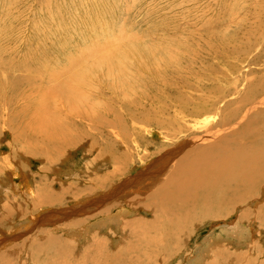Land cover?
Here are the masks:
<instances>
[{"label": "rangeland", "instance_id": "1", "mask_svg": "<svg viewBox=\"0 0 264 264\" xmlns=\"http://www.w3.org/2000/svg\"><path fill=\"white\" fill-rule=\"evenodd\" d=\"M127 49L131 53L123 58L119 57L118 53ZM115 55L119 58H115ZM120 62L124 64V74L127 73V77L119 73ZM1 74L0 244L8 245L2 248L3 250L0 248V264H112V258L106 256L111 253L115 257L113 264H208L214 260L218 263L222 258L223 264H264L263 196L259 197V200L257 196L251 197L244 205H233L219 218L193 221L191 226L183 229L182 237L179 234L176 236L180 237L181 249L175 250L174 253L170 248L167 253L158 247L153 249L152 254L151 251H143L149 229L147 231L144 225H140L141 220L147 223L156 220L153 212L156 208L152 209L154 207L148 204V196L152 195L151 192L172 167V163H166L172 156L170 151L176 149L183 140L187 142L183 150L195 147L197 144L189 140L205 136L208 127L218 120V116L210 114L202 118L180 116L177 110L182 103L181 97L185 98L186 102L196 103L201 97L210 100L219 96L223 97V101L238 100L264 86V0H0ZM77 74H80L82 81H75ZM2 81H5L4 84ZM49 85L56 87L50 88ZM63 85L78 88L76 91L80 94L79 97L83 94L80 91L84 92L83 101L78 103V96L77 100L73 97L72 101L65 97L66 94L61 91ZM10 89L13 91H8ZM46 92L52 96L49 98ZM9 97H12V101H9ZM261 98H264V92H253V97L246 102V106H240V119L249 111L251 105ZM45 103H51L50 111L47 108H51V105L47 107ZM5 104L9 106L5 107ZM79 104L84 105L86 110L80 106L79 108ZM167 104H171V110L165 106ZM75 107L79 110L76 111ZM147 108L157 113L160 110L162 115L153 113L154 117L137 119L141 123L138 128L126 125L130 123L129 120L125 124L126 127L124 126L126 134L117 128L119 123L115 121L114 115L126 122L132 113L148 110ZM72 109H75L76 114ZM59 111L64 113L58 114ZM79 113L81 115H78ZM45 114L48 117L42 116ZM6 116L13 119L7 122ZM68 116L72 118L69 119ZM25 118L27 121H24ZM42 118L45 120H37ZM64 118L68 122L65 123ZM173 118L176 121H173ZM53 119H57V124L60 125L58 132L49 126L54 122ZM71 119L73 122H70ZM86 121L92 125L91 129ZM163 122V128L154 126L155 123ZM10 125L13 128H10ZM75 127H79V131ZM65 128H68V131ZM86 130H89V134H86ZM83 134L84 137L87 136L84 138ZM30 140L34 144L29 143ZM63 145L66 147L62 148ZM115 156L123 160L120 168L123 169L124 179H130V184L122 186L123 177H115L117 160L111 162ZM142 174L144 176H141V186L138 188L135 186V180ZM96 175L102 178V182ZM45 192L46 196L43 195ZM102 192L106 197L109 196L106 199H111L107 201ZM116 193L119 196L114 198ZM137 195H140V198L145 197L146 200H140ZM98 201L100 202L97 205ZM112 203L116 204L113 206ZM12 206L16 209L19 207L18 211L13 210ZM140 206L145 207L144 211ZM124 209H127L126 212ZM121 211L125 214L130 212L127 218L125 216L120 219L123 224L110 222L106 227L94 228V231L90 230L91 233L85 234L87 225L94 227L104 218L109 220L112 212L118 216ZM68 213L70 215L67 216ZM48 216L54 217L48 220ZM40 217L41 220L45 219V222L36 221ZM33 218L38 224L31 225L28 230L26 226L22 227L24 221H34ZM238 222L250 230V238L243 239L242 234L235 237L233 228ZM41 224L44 227H41ZM38 225H41L39 227L42 230H39ZM74 232L78 233L76 239L72 238ZM4 239L7 242H4ZM36 241H42L40 249H36ZM98 243L99 246L102 245L101 254L95 250ZM127 250L128 252H125ZM170 253L173 257L168 261L172 256Z\"/></svg>", "mask_w": 264, "mask_h": 264}, {"label": "bare ground", "instance_id": "2", "mask_svg": "<svg viewBox=\"0 0 264 264\" xmlns=\"http://www.w3.org/2000/svg\"><path fill=\"white\" fill-rule=\"evenodd\" d=\"M239 46V45H238ZM237 49V48H236ZM131 53V51L129 49L127 50H123V51H120L118 54H119V57L123 58L127 55H129ZM116 54V53H115ZM109 56V55H108ZM152 56H153V53H152ZM113 57V56H112ZM118 57V58H119ZM154 57V56H153ZM115 58H117V56L115 55ZM117 58V59H118ZM114 62V61H113ZM125 62V61H124ZM111 63V62H110ZM2 65V64H1ZM177 65V64H176ZM109 66V64H108ZM18 67V66H17ZM14 68V67H13ZM50 68V67H49ZM118 68H119V73L120 75H123L125 77H127V73H125V69L124 68V64L122 62L119 63L118 65ZM142 68V67H141ZM180 68V67H179ZM184 68V67H183ZM27 69V67L25 68ZM30 69V68H29ZM159 69V68H158ZM2 70V69H1ZM13 70V69H12ZM22 70V69H21ZM36 70V69H34ZM33 70V71H34ZM40 70V69H39ZM43 70V69H42ZM41 70V71H42ZM114 70V69H113ZM117 70V68H116ZM162 70V69H161ZM38 71V69H37ZM47 71V69H46ZM115 71V70H114ZM145 71V70H144ZM17 72V71H16ZM30 72V71H29ZM35 72V71H34ZM39 72V71H38ZM37 72V73H38ZM2 73V71H1ZM5 73V72H4ZM36 73V72H35ZM3 74V73H2ZM2 74L0 76H2ZM34 74V73H33ZM113 74V73H112ZM165 74V73H164ZM162 74V75H164ZM40 75V74H39ZM42 75V74H41ZM7 77V76H6ZM37 77V76H36ZM124 77V78H125ZM8 78V77H7ZM121 78V77H120ZM1 79V77H0ZM3 79V78H2ZM12 79V78H10ZM166 79V78H165ZM9 80V79H7ZM46 80V79H45ZM81 80V76L80 74H77L76 77H75V81L77 82H80ZM155 80V79H154ZM82 81V80H81ZM150 81V80H149ZM161 81V80H159ZM3 82V81H2ZM5 82V81H4ZM4 82L2 84H4ZM11 82V81H10ZM16 82V81H15ZM27 82V81H26ZM25 82V83H26ZM138 82V81H137ZM24 83V82H23ZM30 83V82H29ZM50 83V82H49ZM128 83V82H127ZM161 83V82H160ZM7 84V83H6ZM16 84V83H14ZM159 84V83H158ZM129 85V84H128ZM162 85V84H161ZM1 86H4V85H1ZM10 86V85H9ZM13 86V85H12ZM48 86V85H47ZM50 88H53V87H56V86H53V85H49ZM111 86V85H110ZM126 86V85H125ZM131 86V85H130ZM78 87V86H76ZM132 87V86H131ZM5 88V86H4ZM129 88V86H128ZM2 89V88H1ZM8 89V88H7ZM61 91L66 94L64 95L65 97L69 98V100H71L73 97L76 98L77 96L79 97L80 94H78V92L76 90H79L78 88L75 89L74 86L70 87L68 85H63L61 86ZM31 89H29L30 91ZM116 90V88H115ZM120 90V89H119ZM160 90V89H159ZM185 90V89H184ZM256 90V89H255ZM253 91V92H257V91H260V92H264V86H261L260 89H257V91ZM8 91H13V90H8ZM43 91V90H42ZM58 91V90H57ZM121 91V90H120ZM119 91V92H120ZM124 91V90H123ZM133 92H135L134 90H132ZM161 91V90H160ZM2 92H4L2 90ZM35 92V91H34ZM45 92V91H44ZM163 92V91H162ZM207 92V91H206ZM253 92L249 94H247L246 96H242L240 97L238 100H227V101H223V97L222 98H219L216 97L215 99H213L212 96L210 100L208 99H205L203 97H201L200 94L199 96L201 97V99H199V101L194 102H186L185 98L181 97V104H180V107L178 108L177 112H179V115L184 117V118H193V117H198L199 118L202 116H207L208 114H210L211 116H215L217 117L218 116V120L216 121V123H213L210 125V127H208V130H207V133L205 134V136H200L199 138H194V139H190L189 141L191 143H194L196 146L195 147H192V148H188L186 150H183L184 147L187 146V142H185L183 140V143H181L176 149L174 150H171V154L172 156L170 157V159L166 162L167 164H170L172 163V167L170 168L169 172H167V175H165L164 179L162 181H160V183L156 186V188L154 189V193L151 192V189H149V191L152 193L151 196H148V200L150 201L148 204H150L151 207H154L152 209H155L153 212H155V216H156V220L151 223L150 222H144V221H140L138 219V221H140V225H144L148 231L149 229V235L148 237H146L145 239V242H144V245H143V251H151L150 253L152 254V251L154 248L158 247L160 249H163L165 250L167 253L170 251L169 248L171 249L172 253H174L175 250H180L181 247V240H179L180 237H182L184 235V232L183 229H187L186 226H189L190 223L192 224L193 221H204V220H210V219H214V218H219V216H221L222 214L226 213L227 211L230 210L231 207H233V205H236V204H246L249 202L250 198L251 197H254V196H257L258 197V200H259V197H262L264 198V98H261L259 101L255 102L254 104L251 105L250 109H248L249 111L245 112V116L243 118L240 119V117L242 116V107L246 106V102L250 101L253 97ZM7 93V92H6ZM13 93V92H12ZM29 93V92H28ZM41 93V92H40ZM50 93V92H49ZM80 93H83L81 97H79V100L74 99V100H77L78 103H81V100L83 101V95H84V92L80 91ZM132 93V92H131ZM1 94V93H0ZM86 94V93H85ZM137 94V93H136ZM208 94V93H207ZM8 95V94H7ZM10 95V94H9ZM12 95V94H11ZM34 95V94H33ZM46 95H47V92H46ZM87 95V94H86ZM142 95V94H141ZM146 94H144L145 96ZM148 95V94H147ZM205 94H203V96H205ZM3 96V95H2ZM13 96V95H12ZM26 96V95H25ZM30 96V95H29ZM49 98L52 96L51 93H50V96L47 95ZM54 96V95H53ZM122 96V95H121ZM126 96V95H125ZM135 96V95H134ZM160 96V94H159ZM217 96V95H215ZM214 96V97H215ZM15 97V96H14ZM31 97V96H30ZM44 98V96H42ZM63 97V95L61 96ZM64 97V98H65ZM123 97V96H122ZM140 97V96H139ZM157 97V96H156ZM166 97V96H165ZM165 97H163L165 99ZM4 98V96H3ZM10 98V97H9ZM12 98V97H11ZM10 98L9 101H12ZM16 98V97H15ZM21 98V97H20ZM25 98V97H23ZM60 99V96L58 97ZM87 98V97H86ZM86 98L84 100H86ZM46 99V98H45ZM148 99V97H147ZM173 99V98H172ZM171 99V100H172ZM2 100V99H1ZM26 100V99H25ZM35 100V99H34ZM49 100V99H48ZM53 100V98H52ZM73 100V102H74ZM90 100V99H89ZM94 100V99H93ZM113 100V99H112ZM151 100V98H150ZM149 100V101H150ZM159 100V99H158ZM169 100V99H168ZM180 100V99H179ZM32 101V100H31ZM65 101V99H64ZM62 101V102H64ZM67 102H69L68 100H66ZM72 101V100H71ZM87 101V100H86ZM110 101V100H109ZM196 101V100H195ZM37 102V101H36ZM39 102V101H38ZM50 102V101H49ZM46 101V103H49ZM60 102H61V99H60ZM66 102V103H67ZM152 102V101H151ZM160 102H162L160 100ZM222 102L223 105H222ZM42 103V102H41ZM45 103V106L47 105ZM51 103L53 104V101H51ZM48 104L47 107L49 105ZM77 103V104H78ZM89 103V102H88ZM132 103V102H131ZM157 103V102H156ZM164 103V102H162ZM169 103V102H168ZM171 103V102H170ZM3 104V103H2ZM17 104V103H15ZM37 104V103H36ZM43 104V103H42ZM76 104V103H75ZM114 104V103H113ZM39 105V104H38ZM44 105V104H43ZM65 105V104H64ZM84 105H85V102H84ZM84 105H78V107H83ZM93 105V104H92ZM108 105V104H107ZM129 105V104H128ZM128 105H125V107H127ZM141 105V104H140ZM151 105V104H150ZM173 105V104H172ZM222 105V106H221ZM9 106V105H7ZM6 104H5V107H7ZM13 106V104H12ZM41 107V105H39ZM44 106V107H45ZM72 106V105H71ZM74 106V105H73ZM145 106V105H144ZM144 106H141V107H144ZM148 106V105H147ZM166 107L170 108L169 110L172 109L171 107V104H167L165 105ZM177 106V105H176ZM242 106V107H240ZM4 107V108H5ZM26 107V106H24ZM79 107V108H80ZM86 107V106H85ZM94 107V106H93ZM124 107V106H123ZM136 108V106H134ZM150 107V106H149ZM148 107V108H149ZM161 107V106H160ZM1 108V107H0ZM14 108V107H13ZM12 108V109H13ZM29 108V107H28ZM34 108V107H33ZM46 108V107H45ZM84 108V107H83ZM88 108V106H87ZM91 108V106H90ZM95 108V107H94ZM94 108L92 110H94ZM130 108V107H129ZM147 108V109H148ZM151 108V107H150ZM153 108V107H152ZM25 109V108H24ZM41 109V108H40ZM49 109H52V105H51V108L49 106ZM46 109V110H47ZM60 109V108H59ZM66 109V108H65ZM69 109V106L68 108ZM76 111L79 110L77 109V107H75ZM74 109V110H75ZM85 109V108H84ZM119 109V108H118ZM163 110H165L164 108H162ZM174 109V108H173ZM1 110V109H0ZM18 110V109H17ZM36 110V109H35ZM42 110V109H41ZM62 110V109H61ZM72 109V111L74 112V114H76V112ZM86 110V109H85ZM90 110V111H92ZM105 110V109H104ZM103 110V111H104ZM125 110V109H124ZM159 110V109H158ZM157 110V111H158ZM30 111V110H28ZM70 111V109H69ZM69 111L67 112L68 114ZM97 111V109L95 110ZM101 111V110H99ZM109 111V110H108ZM123 111V110H122ZM127 111V110H125ZM130 111V109H129ZM19 112V110H18ZM58 112V111H57ZM63 112V111H62ZM61 111H59L58 114H61L62 113ZM66 112V111H65ZM93 112V111H92ZM170 112V111H168ZM50 113V112H48ZM53 113V112H51ZM55 113V112H54ZM64 113V112H63ZM81 113V112H80ZM78 114V115H81V114ZM87 113V111H86ZM90 113V112H89ZM95 113V112H94ZM110 113V112H109ZM119 113V112H117ZM157 114V116H161L162 115V112H160V110L158 111V113L156 111H153V110H138V112L136 111L135 113H132L130 115V117L127 119V121L125 122L124 120L120 119L119 117H116L114 114V119L115 121H117L119 123V126H117V128H119L121 130V132H123L124 134H126V126L125 124L130 120V123H127L126 125L132 127V128H138L139 127V118H146L148 119V116L149 117H154L155 115L153 114ZM11 114V113H10ZM13 114V113H12ZM25 114V113H23ZM27 114V113H26ZM38 114V113H37ZM125 114V113H124ZM129 114V113H128ZM169 114V113H168ZM166 113V115H168ZM175 114V113H174ZM29 115V114H28ZM50 115V114H49ZM57 115V114H56ZM65 115V114H64ZM77 115V116H78ZM93 115V114H92ZM170 115V114H169ZM177 115V114H176ZM23 116V115H22ZM43 117H48L47 114L45 115H42ZM53 114L51 115V118ZM58 116V115H57ZM67 116V114H66ZM75 116V115H74ZM76 116V117H77ZM94 116V115H93ZM103 116V115H101ZM109 116H112L109 114ZM125 116V115H124ZM172 116V115H171ZM175 116V115H174ZM178 116V115H177ZM3 117V116H2ZM29 117V116H28ZM39 117V116H37ZM62 117H63V114H62ZM65 117V116H64ZM70 116H68L67 118H69ZM81 117V116H79ZM90 117V116H89ZM98 117V116H97ZM7 122L9 119H13L11 116H6L5 117ZM27 118V117H26ZM26 118L24 119V121L26 120ZM40 118V117H39ZM66 118V117H65ZM64 118V119H65ZM72 118V117H70ZM69 118V119H70ZM78 118V117H77ZM104 118V117H103ZM109 118V117H108ZM107 118V119H108ZM22 119V118H21ZM58 119V118H57ZM53 121L52 123H50L49 126H51V129L53 130H57L58 129V125L57 124V120ZM63 119V120H64ZM74 119V118H73ZM76 119V118H75ZM105 119V118H104ZM156 119V118H155ZM159 119V118H158ZM166 119V118H165ZM170 119V118H169ZM216 119V118H215ZM214 119V120H215ZM17 120V119H15ZM37 120H43L42 119H37ZM45 120V119H44ZM43 120V121H44ZM62 120V119H61ZM68 120V119H67ZM72 120V119H71ZM78 120H80L78 118ZM84 120V119H82ZM89 120V119H88ZM91 120V119H90ZM113 120V119H112ZM137 120V122H135ZM179 120V119H177ZM12 121V120H11ZM17 121H20L19 119ZM27 121V120H26ZM70 121V120H69ZM77 121V120H76ZM93 121V120H92ZM95 121V120H94ZM99 121V120H98ZM173 121H176L175 118H173ZM181 121V120H180ZM187 121V120H186ZM189 121V120H188ZM6 122V123H7ZM21 122V121H20ZM39 122V121H37ZM42 122V121H41ZM40 122V123H41ZM56 122V123H55ZM63 122V121H61ZM68 122L66 121L65 119V123ZM70 122H73L70 121ZM75 122V121H74ZM100 122V121H99ZM98 122V123H99ZM112 122V121H111ZM110 122V124H111ZM142 122V121H141ZM148 122V121H147ZM146 122V123H147ZM172 122V121H171ZM13 123V122H12ZM11 123V124H12ZM18 123V122H17ZM16 123V124H17ZM23 123V122H22ZM39 123V124H40ZM45 123V122H43ZM48 123V124H49ZM64 122L62 124H65ZM78 124V122H76ZM75 123V124H76ZM83 123V122H81ZM86 123H88V126L90 127L91 129V124L89 122L86 121ZM93 123V122H91ZM101 123V122H100ZM104 123V122H103ZM114 123V122H113ZM116 123V122H115ZM152 123V121H151ZM15 124V125H16ZM47 124V122H46ZM61 124V125H62ZM72 124V123H71ZM74 124V123H73ZM141 124V123H140ZM170 124V123H168ZM30 125V124H29ZM37 125V124H36ZM80 125V124H79ZM81 125H84V124H81ZM99 125V124H98ZM104 125V124H103ZM152 125V124H151ZM198 125V124H197ZM202 125V124H201ZM6 126V124H5ZM8 126V125H7ZM14 126V125H13ZM34 126V125H33ZM69 126V125H67ZM75 126H78V125H75ZM106 126V125H105ZM112 126V125H111ZM116 126V125H115ZM125 126V127H124ZM143 126V125H142ZM147 126V124H146ZM154 126L156 127H159L161 126L163 128V126H165V122H163L162 124L160 123H155ZM203 126V125H202ZM208 126V125H207ZM207 126H204V127H207ZM45 127V126H44ZM47 127V126H46ZM70 127V126H69ZM80 127V126H79ZM78 127V128H79ZM82 127V126H81ZM96 127V126H95ZM98 127V126H97ZM100 127V126H99ZM114 127V126H112ZM203 127V128H204ZM10 128H13L11 125H10ZM9 128V129H10ZM74 128V127H73ZM77 130L78 128L75 127ZM85 128V127H84ZM102 128V127H101ZM155 128V127H154ZM196 128V126H195ZM16 129V128H14ZM66 129V128H65ZM68 129V128H67ZM66 129V130H67ZM159 129V128H158ZM202 129V128H201ZM18 130V129H16ZM26 130V129H25ZM72 130V129H71ZM82 131V129H80ZM114 130V128H113ZM116 130V129H115ZM173 130V129H172ZM171 130V131H172ZM10 131V130H9ZM68 131V130H67ZM79 131V130H78ZM85 131V130H84ZM83 131V132H84ZM89 131V130H88ZM86 130V134L88 132ZM91 131V130H90ZM95 131V130H94ZM132 131V129H131ZM136 131V129H135ZM134 131V132H135ZM142 131V130H141ZM196 131V130H195ZM206 131V130H204ZM21 132V131H20ZM52 132V131H51ZM58 132V130H57ZM61 132V131H60ZM59 132V133H60ZM63 132V131H62ZM61 132V133H62ZM65 132V131H64ZM71 132V131H70ZM119 132V133H121ZM173 132V131H172ZM186 132V131H185ZM197 132V131H196ZM33 134V132H30ZM60 133V134H61ZM82 133V132H81ZM110 133V132H109ZM113 133V132H112ZM199 133V132H198ZM15 134V133H14ZM18 134V133H17ZM47 134H48V131H47ZM57 134V133H56ZM79 134V133H78ZM78 134H75V135H78ZM89 134V132H88ZM92 134V133H91ZM116 134V133H115ZM118 134V133H117ZM116 134V135H117ZM25 135V134H24ZM31 135V134H29ZM45 135V134H44ZM70 135V134H69ZM85 134H83L82 137H84ZM123 135V134H122ZM136 135V134H135ZM167 135V134H166ZM165 135V136H166ZM202 135V134H201ZM20 136V135H18ZM22 136V134H21ZM20 136V137H21ZM46 136V135H45ZM58 136V135H57ZM71 136V135H70ZM80 136V135H79ZM87 136V135H86ZM85 136V137H86ZM93 136V135H92ZM96 136V135H95ZM110 136V135H109ZM24 137V136H23ZM26 137V136H25ZM28 137V136H27ZM51 137V136H50ZM60 138V136H58ZM76 137V136H75ZM78 137V136H77ZM84 137V138H85ZM91 137V136H90ZM119 137V136H118ZM53 138V137H52ZM69 138V136H68ZM67 138V139H68ZM71 138V137H70ZM164 138V137H163ZM167 138V137H166ZM179 138V136H178ZM12 139V138H11ZM20 139V138H19ZM18 139V140H19ZM27 139V138H25ZM44 139V138H43ZM46 139V138H45ZM73 139V138H72ZM91 139V138H90ZM28 140V139H27ZM40 140V139H39ZM49 141V139H46ZM70 140V139H68ZM67 140V141H68ZM77 140V138H76ZM116 140V139H115ZM114 140V141H115ZM136 140V138H135ZM169 140V138H168ZM41 141V140H40ZM43 141V140H42ZM51 141H54V140H51ZM63 141V139H62ZM66 141V142H67ZM79 141V140H78ZM81 141V140H80ZM91 141V140H90ZM98 141V140H97ZM119 141V140H117ZM122 141V139H121ZM134 141V140H133ZM188 141V140H187ZM23 142V141H22ZM59 142V141H58ZM72 142V141H71ZM105 142V141H104ZM28 143V142H27ZM29 143H33L31 142V140L29 141ZM45 143V142H44ZM68 143V142H67ZM96 143V142H95ZM113 143V142H112ZM118 143V142H117ZM121 143V142H120ZM118 143V144H120ZM34 144V143H33ZM46 144V143H45ZM44 144V145H45ZM62 144V143H61ZM83 144V143H82ZM89 144V143H88ZM114 144V143H113ZM117 144V145H118ZM129 144V143H128ZM127 144V145H128ZM142 144V143H141ZM176 144V143H175ZM55 145V144H54ZM65 145V144H64ZM62 146L63 147H66V146ZM67 145V144H66ZM69 145V144H68ZM72 145V144H70ZM80 145V144H79ZM178 145V144H177ZM176 145V146H177ZM60 146V145H59ZM74 146V145H73ZM95 146V145H94ZM93 146V147H94ZM124 146V145H123ZM194 146V145H193ZM22 147V146H21ZM20 147V148H21ZM120 147V146H119ZM125 147V146H124ZM138 147V146H137ZM35 148V147H34ZM68 148V146H67ZM90 148H92L90 146ZM123 148V147H122ZM121 148V149H122ZM38 149V147H37ZM41 149V148H40ZM59 148L57 147V150ZM66 149V148H64ZM63 149V150H64ZM112 149V148H111ZM118 149V148H117ZM46 150V149H45ZM61 150V151H63ZM127 150V148H126ZM130 150V149H129ZM49 151V150H48ZM50 151H52V149H50ZM112 151V150H111ZM121 151V150H120ZM128 151V150H127ZM126 151V152H127ZM45 152V151H44ZM105 152V151H104ZM23 153V152H22ZM122 153V151H121ZM169 153V151H168ZM116 155V154H115ZM50 156V155H49ZM166 157V156H165ZM100 158V157H99ZM102 158V156H101ZM100 158V159H101ZM47 160V159H46ZM95 160V159H94ZM117 160V164H118V168L116 170V173H115V177L117 176H121L120 178L123 177V169H121V165L123 160L121 158L118 159V156H115L113 157V159L111 160L112 163H114V161ZM125 160V159H124ZM45 161V160H44ZM48 161V160H47ZM46 161V162H47ZM101 161V160H100ZM99 161V162H100ZM98 164V163H97ZM166 164V165H167ZM114 165V164H112ZM165 165V166H166ZM169 167V166H168ZM128 169V168H127ZM162 169V168H161ZM167 169V168H166ZM45 170V169H44ZM129 171V169H128ZM127 171V173H128ZM160 171V170H159ZM164 171V170H161V172ZM92 172V171H91ZM159 172V173H161ZM94 173V172H92ZM157 174V173H156ZM162 174V173H161ZM99 175V173H98ZM148 175V174H147ZM46 176V175H45ZM90 176V175H89ZM88 176V177H89ZM106 176V175H105ZM141 176H144V174L140 175V176H137V179L135 180V182H137V184L135 185L136 187L139 188V186H141ZM92 177V176H91ZM91 177L89 179H91ZM96 177L98 178V176L96 175ZM108 177V176H107ZM153 177V176H152ZM93 178V177H92ZM88 179V180H89ZM99 180L102 179V178H98ZM119 179V178H118ZM124 179V177H123ZM156 179V178H155ZM106 180V179H105ZM91 181V180H90ZM96 181V180H95ZM102 182V180H100ZM104 181V180H103ZM113 181V180H112ZM117 181V180H116ZM130 181V179H124L123 184H128ZM144 181V180H143ZM89 182V181H88ZM99 182V183H101ZM140 182V183H139ZM91 183H93V181H91ZM98 183V184H99ZM113 183V182H112ZM112 183H109L112 184ZM131 183V182H130ZM129 183V184H130ZM94 184V183H93ZM91 184V185H93ZM104 184V183H103ZM116 184V183H115ZM121 184V183H120ZM108 185V186H109ZM114 185V184H113ZM29 186V184H28ZM106 186V185H105ZM104 186V187H105ZM118 186V185H117ZM87 187V186H86ZM100 187V186H99ZM113 187V186H112ZM111 187V188H112ZM116 187V185H115ZM119 187V186H118ZM27 188V187H26ZM98 188V187H97ZM137 188V189H138ZM142 188V187H141ZM28 189V188H27ZM31 189V187H30ZM46 189V188H45ZM95 189V187L93 188ZM100 189V188H99ZM114 189V188H112ZM124 189V188H123ZM146 189V188H144ZM110 190V189H109ZM131 190V189H130ZM143 190V189H141ZM41 191V190H40ZM47 191V190H46ZM115 191V190H114ZM117 191H119L117 189ZM124 191V190H123ZM27 192H29V190H27ZM122 191H120L121 193ZM131 192V191H129ZM128 192V193H129ZM138 192V191H137ZM95 193V192H94ZM103 193V192H102ZM101 193V194H102ZM113 193V192H112ZM119 193V194H120ZM139 193V192H138ZM137 193V194H138ZM148 193V192H147ZM39 194V193H38ZM47 194L46 192L43 194L45 195ZM108 194V193H107ZM130 194V193H129ZM141 194V193H140ZM145 196V193H143ZM42 195V194H40ZM104 195V193H103ZM111 195V194H110ZM117 193L115 194L114 198L116 197ZM121 195V194H120ZM147 195V194H146ZM34 196V195H33ZM46 196V195H45ZM49 196V195H48ZM59 196V195H58ZM102 196V195H101ZM105 196V195H104ZM112 196V195H111ZM119 196V195H117ZM132 196V195H131ZM138 198L141 200L145 199L144 198H140L141 196L140 195H137ZM140 196V197H139ZM86 197V196H85ZM109 197V196H107ZM105 196V199L107 198ZM122 197V196H121ZM37 198H38V195H37ZM59 198V197H58ZM74 198V197H73ZM93 198V197H92ZM98 198V196H97ZM102 198V197H101ZM125 198V197H124ZM33 199V198H31ZM111 199V198H110ZM110 199H106L107 201L110 200ZM49 200V198L47 199ZM146 200V199H145ZM264 200V199H263ZM37 201V200H35ZM39 201V200H38ZM80 201V200H79ZM101 201V200H100ZM98 201L97 202V205L98 203L100 202ZM104 201V199L102 200ZM101 201V202H102ZM127 201H128V198H127ZM144 201V200H143ZM262 201V200H261ZM53 202V201H52ZM87 202V201H86ZM91 202V201H90ZM93 202V201H92ZM126 202V201H125ZM147 202V201H146ZM37 203V202H34V204ZM105 203V202H104ZM110 202H108L109 204ZM118 203V202H117ZM144 203V202H143ZM52 204V203H51ZM103 204V203H102ZM113 204V203H112ZM116 204V203H115ZM113 204V206L115 205ZM121 204V203H120ZM128 204V202L126 203V205ZM141 204V203H140ZM146 204V203H145ZM12 205V204H11ZM40 203H38V207H39ZM43 205V204H42ZM138 205V203L136 204ZM142 205V204H141ZM17 206V203L16 205ZM37 206V205H36ZM35 206V207H36ZM106 206L108 207V205L106 204ZM110 206V205H109ZM124 206V205H123ZM13 207V210H16L18 211L17 209H19V207L16 209L14 206ZM23 207V206H22ZM120 207V206H119ZM136 207V206H135ZM150 207V208H151ZM10 209V207H8ZM15 208V209H14ZM82 208V207H81ZM80 208V209H81ZM94 208V207H92ZM99 208V207H98ZM122 208V206H121ZM124 208V207H123ZM142 207L140 206V209ZM149 208V207H147ZM7 209V210H9ZM23 209V208H22ZM40 209V208H39ZM145 207L142 208V210L144 211ZM95 210V209H93ZM121 210V209H119ZM125 210V209H124ZM123 210V211H124ZM127 210V209H126ZM125 210V212H126ZM130 210V208L128 209ZM20 211V210H19ZM107 211V210H105ZM137 211V210H136ZM141 211V210H140ZM152 211V210H150ZM139 212V211H137ZM249 212V211H248ZM73 212H71L72 214ZM96 213V212H94ZM110 213V212H109ZM115 213H116V210H115ZM130 213V212H129ZM129 213H124L121 211V214L116 216V215H113V212L112 214L109 215V220H107L106 218H104L103 220L99 221L100 223L98 224H95L94 227H90L89 225H84L87 227V230L85 231V234H89L91 232H89L90 230L94 231V228H101V227H106L110 224V222H117L118 225L119 224H123V223H120L122 219L128 217V215H130ZM140 213V212H139ZM149 213V212H148ZM229 213V212H228ZM264 213V212H263ZM99 215V212L97 213ZM101 214V213H100ZM151 214V212H150ZM45 215V214H44ZM70 215V213L67 214V216ZM86 215V214H85ZM97 215V216H98ZM133 215V214H132ZM147 215V214H146ZM60 217V215H58ZM95 216V215H94ZM93 216V218H94ZM101 216V215H100ZM226 216V215H225ZM248 216V215H247ZM54 216H51V217H47L46 219H50V218H53ZM81 217V216H80ZM124 217V218H123ZM154 217V216H153ZM67 218V217H66ZM85 218V217H84ZM131 218V217H130ZM247 218V217H246ZM26 219V218H25ZM42 218L40 217L39 220L38 218L36 219V221L40 222H45V219L44 220H41ZM63 219V218H62ZM68 219V218H67ZM66 219V220H67ZM121 219V220H120ZM134 219V218H133ZM144 219V218H143ZM242 219V218H241ZM34 220V218H33ZM60 220V219H59ZM130 220V219H129ZM136 220V219H135ZM21 221V220H20ZM19 221V223H20ZM23 221V220H22ZM35 220L32 221H24L22 225L23 226H26V229L27 228H31V225L35 226L36 224H38ZM47 221V220H46ZM81 221V220H80ZM132 221V220H131ZM148 221V220H147ZM242 221V220H241ZM264 221V220H263ZM49 221H47L48 223ZM83 222V221H82ZM129 222V221H128ZM22 223V222H21ZM29 223V224H28ZM57 223V222H56ZM93 223V222H92ZM109 223V224H108ZM116 223V224H117ZM44 224V223H43ZM43 224L41 225H38L41 226V227H44ZM53 224V223H52ZM58 224V223H57ZM61 224V223H60ZM81 224V223H80ZM91 224V223H90ZM138 224V223H136ZM194 224V223H193ZM21 225L19 227H21ZM28 225V227H27ZM50 225V224H48ZM83 225V224H82ZM242 224H240V222H238V224L236 226H234L233 228V231L236 233L235 234V237L237 236H240V234H242L241 238H250L251 237V232H249L250 230L249 229H246L244 226H241ZM247 225V224H246ZM30 226V227H29ZM46 226V225H45ZM139 226V225H138ZM191 226V225H190ZM248 226V225H247ZM21 227V229H22ZM39 227V230H42V228ZM58 227H61V226H58ZM58 227L56 229H58ZM65 227V226H64ZM63 227V228H64ZM116 227V226H114ZM123 227H126V226H123ZM136 227V226H135ZM141 227V226H140ZM197 227V226H196ZM230 227V226H229ZM67 228V227H66ZM74 228V226H73ZM111 228V227H110ZM190 228V227H189ZM25 229V230H26ZM69 229V228H68ZM82 229V228H81ZM79 229V230H81ZM104 229V228H103ZM107 229V228H105ZM192 229V228H191ZM198 229V228H197ZM231 229V228H230ZM229 229V230H230ZM28 230V229H27ZM59 230V229H58ZM71 230V229H70ZM76 230V228L74 229ZM78 230V229H77ZM83 230V229H82ZM115 230V229H114ZM125 230V229H124ZM127 230V229H126ZM144 230V229H143ZM225 230V229H224ZM23 231V229H22ZM67 231V230H66ZM99 231V230H98ZM106 231V230H105ZM141 231V230H140ZM145 231V230H144ZM17 232V231H16ZM27 232V231H26ZM68 232V231H67ZM97 232V230L95 231ZM123 232V231H122ZM134 232V231H133ZM70 233V232H69ZM75 233V232H74ZM77 233V232H76ZM75 233V235L72 237V238H75V236H77ZM93 233V232H92ZM100 233V232H98ZM104 233V232H103ZM136 233V232H135ZM254 233V232H253ZM48 234V233H47ZM72 234V233H71ZM78 234V233H77ZM94 234V233H93ZM97 234V233H96ZM122 234V233H121ZM137 234V233H136ZM180 235L179 238H176L177 235ZM67 235V234H66ZM81 235V234H80ZM98 235V234H97ZM107 235V233H106ZM135 235V234H134ZM139 235V234H138ZM48 236V235H47ZM85 235H83L84 237ZM100 236V235H99ZM109 236V234L107 235ZM192 236V235H191ZM9 237V236H8ZM12 237V235L10 236V238ZM52 237V236H51ZM123 237V236H122ZM254 237V236H253ZM61 238V237H60ZM79 238V237H78ZM82 238V237H81ZM88 238V237H87ZM118 238V237H117ZM116 238V240H117ZM119 239V238H118ZM193 239V238H192ZM81 240V239H80ZM83 240V239H82ZM85 240V239H84ZM87 240V239H86ZM6 240L4 239V242ZM61 241V240H60ZM79 241V240H78ZM191 241V240H190ZM189 241V242H190ZM227 241V240H226ZM230 241V240H229ZM241 241V240H240ZM7 242V241H6ZM34 242V241H32ZM42 242V241H41ZM37 243L36 241V249H40L39 245L40 243ZM105 242V241H104ZM119 242V241H118ZM188 242V241H187ZM212 242V241H211ZM222 242V241H221ZM12 243V242H11ZM49 243H50V240H49ZM54 243V242H52ZM102 243V242H101ZM107 243V242H106ZM237 243V242H236ZM105 244V243H104ZM190 244V243H189ZM216 244V243H215ZM8 244H5V246H3V244L1 243L0 244V248H4V247H7ZM14 245V244H13ZM122 245V244H121ZM31 246V245H30ZM43 246V245H42ZM52 246V245H51ZM56 246V245H55ZM53 246V247H55ZM100 246H102L100 244ZM99 246V243L97 244V247L95 248V250L100 253L102 252L101 250V247ZM9 247V246H8ZM45 247V246H44ZM59 247V246H58ZM107 247V246H106ZM222 247V246H221ZM46 248V247H45ZM70 248V247H69ZM109 248V247H108ZM129 248V247H128ZM133 248V247H131ZM135 248V247H134ZM141 248V247H140ZM141 248V249H142ZM208 248V247H207ZM59 249V248H58ZM130 249V248H129ZM139 249V248H137ZM209 249V248H208ZM3 250V249H2ZM14 250H17V249H14ZM46 250V249H45ZM57 250V249H55ZM62 250V249H61ZM68 250V249H67ZM134 250V249H133ZM159 250V249H158ZM206 250V249H205ZM120 251V250H119ZM130 251V250H129ZM2 252V251H1ZM50 252V251H49ZM48 252V253H49ZM117 252V251H116ZM125 252H128L125 251ZM123 252V253H125ZM184 252V251H183ZM7 253V252H6ZM55 254V252H52ZM62 253V252H61ZM97 253V254H98ZM122 253V252H120ZM119 253V254H120ZM136 253V252H135ZM157 253V252H155ZM159 253V252H158ZM172 253H170L172 255ZM223 253V252H221ZM3 254V253H2ZM44 254V253H43ZM51 254V253H50ZM101 254V253H100ZM112 254V253H111ZM106 255V256H110V258H112L111 260V263L113 264V259H115V257H113V255ZM128 253H125V255H127ZM134 254V253H133ZM154 254V253H153ZM181 254V253H180ZM183 254V253H182ZM181 254V255H182ZM10 255V254H9ZM39 256V254H37ZM42 255V253H41ZM48 255V254H47ZM138 255H139V251H138ZM146 255V254H145ZM219 255V254H218ZM6 256V254H5ZM34 256V255H33ZM55 256V255H54ZM53 256V257H54ZM92 256V255H91ZM100 256V255H99ZM132 256V255H131ZM152 256V255H151ZM214 256V255H213ZM7 257V256H6ZM31 257V256H30ZM51 257V256H50ZM74 257V256H73ZM93 257V256H92ZM118 257V256H117ZM129 257V256H128ZM134 257H135V254H134ZM154 257V256H153ZM172 256L169 257L168 261L170 260V258H172ZM219 257V256H218ZM9 258V257H8ZM28 258V257H27ZM45 258V257H44ZM104 258H106L104 256ZM109 258V259H110ZM122 258V257H121ZM120 258V259H121ZM125 257H123L124 259ZM147 258V256H146ZM42 259V258H41ZM94 259V258H93ZM108 259V258H107ZM127 259V257H126ZM132 259V258H131ZM224 258H222L221 260H223ZM35 260H36V257H35ZM34 260V261H35ZM47 260V259H46ZM78 260V259H77ZM76 260V261H77ZM91 260V259H90ZM89 260V261H90ZM99 260V259H98ZM105 260V259H104ZM103 260V261H104ZM157 260V259H155ZM162 260V259H161ZM167 260V259H166ZM221 260L216 263V262H211V263H208V264H223V262H221ZM95 261V259H94ZM101 261V260H100ZM102 261V262H103ZM108 261V260H107ZM118 261V259H117ZM125 261V260H123ZM128 261V260H127ZM198 261V260H197ZM4 262V261H3ZM32 262V261H31ZM133 262V261H132ZM158 262V261H157ZM162 262V261H160ZM24 263H27V262H24ZM71 263V262H70ZM77 263V262H76ZM79 263V262H78ZM90 263V262H89ZM108 263V262H107ZM130 263V262H128ZM142 263V262H141ZM154 263V262H152ZM85 264V263H84ZM88 264V263H86ZM136 264H140L139 262H137ZM145 264V263H144Z\"/></svg>", "mask_w": 264, "mask_h": 264}]
</instances>
